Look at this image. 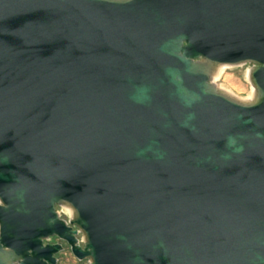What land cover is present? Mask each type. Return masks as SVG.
I'll return each instance as SVG.
<instances>
[{"label":"water","instance_id":"95a60500","mask_svg":"<svg viewBox=\"0 0 264 264\" xmlns=\"http://www.w3.org/2000/svg\"><path fill=\"white\" fill-rule=\"evenodd\" d=\"M243 62L254 97L212 76ZM52 235L264 264V0H0V264H57Z\"/></svg>","mask_w":264,"mask_h":264},{"label":"rangeland","instance_id":"374dc122","mask_svg":"<svg viewBox=\"0 0 264 264\" xmlns=\"http://www.w3.org/2000/svg\"><path fill=\"white\" fill-rule=\"evenodd\" d=\"M254 65L253 62H243L239 64H229L226 66L216 79L215 83L231 92L240 98H250L254 84L248 76L249 69ZM58 210L66 218L70 217V213L65 205H58ZM81 237V234H79ZM48 242L60 241L63 243L64 248L57 253V264H91L88 258H78L71 249L70 244L57 235L50 236L46 239Z\"/></svg>","mask_w":264,"mask_h":264},{"label":"bare ground","instance_id":"6f19581e","mask_svg":"<svg viewBox=\"0 0 264 264\" xmlns=\"http://www.w3.org/2000/svg\"><path fill=\"white\" fill-rule=\"evenodd\" d=\"M228 65H229L228 63H222V64H217V65L213 66V68H212V76H213V78H215V79L217 77L219 78V76L223 72L224 68L226 66H228ZM254 96H256V89L255 88H253V91L251 93V97H254ZM66 207H67V209H68L70 214L74 213L73 208H71L70 206H66Z\"/></svg>","mask_w":264,"mask_h":264},{"label":"flooded vegetation","instance_id":"af4514ba","mask_svg":"<svg viewBox=\"0 0 264 264\" xmlns=\"http://www.w3.org/2000/svg\"><path fill=\"white\" fill-rule=\"evenodd\" d=\"M53 236V235H52ZM51 242V241H50ZM52 242H60V241H52Z\"/></svg>","mask_w":264,"mask_h":264},{"label":"built area","instance_id":"2783aa9c","mask_svg":"<svg viewBox=\"0 0 264 264\" xmlns=\"http://www.w3.org/2000/svg\"><path fill=\"white\" fill-rule=\"evenodd\" d=\"M89 259V258H88ZM90 260V259H89ZM91 264H92V261L90 260Z\"/></svg>","mask_w":264,"mask_h":264}]
</instances>
